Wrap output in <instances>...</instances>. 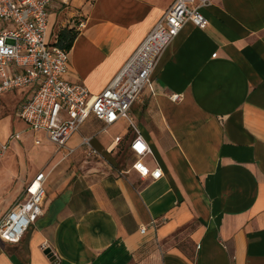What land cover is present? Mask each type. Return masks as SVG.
<instances>
[{
	"label": "crops",
	"instance_id": "crops-1",
	"mask_svg": "<svg viewBox=\"0 0 264 264\" xmlns=\"http://www.w3.org/2000/svg\"><path fill=\"white\" fill-rule=\"evenodd\" d=\"M209 1L207 28L185 25L131 111L153 151L144 164L163 171L158 181L142 179L132 163L119 167L122 147L133 162L127 121L104 130L91 117L68 141V155L18 117L31 88L0 97V146L12 144L0 158V221L27 200L41 171L50 178L64 166L23 239L0 242V264H264V0ZM174 2L55 5L52 34L84 17L68 80L102 93ZM175 94L183 100L173 102ZM90 137L107 167L68 181L64 161L90 157ZM45 146L50 152L40 153Z\"/></svg>",
	"mask_w": 264,
	"mask_h": 264
},
{
	"label": "built area",
	"instance_id": "built-area-1",
	"mask_svg": "<svg viewBox=\"0 0 264 264\" xmlns=\"http://www.w3.org/2000/svg\"><path fill=\"white\" fill-rule=\"evenodd\" d=\"M72 0H0V97L24 88L33 90L32 97L19 108L17 115L31 130L45 134L48 142L69 155L71 137L95 117L105 124L106 130L125 120L133 133L129 145L133 162L131 168L142 179L158 181L163 171H151L144 159L153 155L132 117L133 106L143 93L152 89L153 75L166 49L179 36L186 24L206 29L208 20L202 9L209 0H175L156 25L143 45L102 93L92 95L81 84L68 80L70 52L58 46L57 35L50 29V15L55 5L68 8ZM82 22L78 30L84 28ZM171 100L179 103L183 96L175 94ZM12 139H19L13 135ZM122 139H116L121 144ZM37 144H40L38 141ZM90 156L101 157L85 138ZM8 145L0 146V158ZM159 173V175H155ZM49 175L41 171L28 188L25 202H17L0 221V242L19 243L43 214L46 183ZM145 229L142 232L145 233Z\"/></svg>",
	"mask_w": 264,
	"mask_h": 264
},
{
	"label": "rangeland",
	"instance_id": "rangeland-1",
	"mask_svg": "<svg viewBox=\"0 0 264 264\" xmlns=\"http://www.w3.org/2000/svg\"><path fill=\"white\" fill-rule=\"evenodd\" d=\"M78 20H84V17H78L76 22L74 24H72L73 26L78 25ZM71 25V26H72ZM56 30V35L59 34V32L61 31V29L58 27L55 28ZM117 131L119 132L118 126L111 128L109 130V133L106 135H102L100 138L101 139H105V138H109L110 136L114 135L115 133H117ZM13 143V142H12ZM12 144H10L9 146L11 147ZM8 146V147H9ZM38 151L41 153H49L50 150L48 149L47 146L45 147H39ZM67 155V154H66ZM118 161H119V167L124 166V165H131L132 161H131V157L129 155L128 152L125 151V148H121L120 150V154L118 156ZM78 162H75L73 160V156L68 157L66 159V161H64L67 164L66 167V173L68 174V181L70 179H72L73 177H76V180L78 179L79 181H82V177L84 175H87L89 171H92L93 169L98 170V171H102L105 170V168L107 167L106 164H104V161L102 159V157H93L90 156L88 157V155L83 154V156L80 158V160H77ZM64 168V166L58 167L56 168L51 177L48 179L47 183H46V188L49 187H55V183L56 180L58 179V174L60 173V171ZM98 171H95V173H98Z\"/></svg>",
	"mask_w": 264,
	"mask_h": 264
},
{
	"label": "trees",
	"instance_id": "trees-1",
	"mask_svg": "<svg viewBox=\"0 0 264 264\" xmlns=\"http://www.w3.org/2000/svg\"><path fill=\"white\" fill-rule=\"evenodd\" d=\"M82 22H80L77 26H79ZM77 26L74 28H66L59 32L58 37V46L61 48L71 51L74 43L79 35V31L77 30Z\"/></svg>",
	"mask_w": 264,
	"mask_h": 264
},
{
	"label": "snow or ice",
	"instance_id": "snow-or-ice-1",
	"mask_svg": "<svg viewBox=\"0 0 264 264\" xmlns=\"http://www.w3.org/2000/svg\"><path fill=\"white\" fill-rule=\"evenodd\" d=\"M0 43H2V42H0ZM155 175H159V173H155Z\"/></svg>",
	"mask_w": 264,
	"mask_h": 264
},
{
	"label": "water",
	"instance_id": "water-1",
	"mask_svg": "<svg viewBox=\"0 0 264 264\" xmlns=\"http://www.w3.org/2000/svg\"><path fill=\"white\" fill-rule=\"evenodd\" d=\"M50 258H54L52 255H51V257Z\"/></svg>",
	"mask_w": 264,
	"mask_h": 264
}]
</instances>
